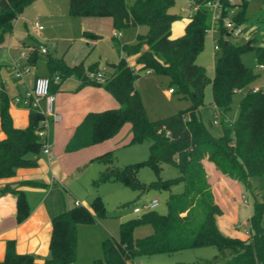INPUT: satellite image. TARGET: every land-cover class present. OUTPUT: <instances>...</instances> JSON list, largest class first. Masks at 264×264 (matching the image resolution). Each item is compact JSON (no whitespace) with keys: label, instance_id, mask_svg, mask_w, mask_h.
I'll return each mask as SVG.
<instances>
[{"label":"trees","instance_id":"obj_1","mask_svg":"<svg viewBox=\"0 0 264 264\" xmlns=\"http://www.w3.org/2000/svg\"><path fill=\"white\" fill-rule=\"evenodd\" d=\"M33 1L0 0V43L4 32L12 30L13 20ZM205 1L195 0L201 5L191 14L185 31L180 36L171 37V23L179 14L169 12L168 8L175 0H134L131 4L126 0H68L70 14L110 16L116 30L141 23L148 26L147 32L138 34L135 41L121 43L124 54L117 61L110 62V70L102 69L105 76L102 82L88 76V72L101 69L97 62L87 67L82 62L68 64L62 56L48 50L44 52L50 90L57 89L62 79L73 76L79 80V85H102L119 103L117 107L87 111L66 142L65 150L73 151L112 137L126 122L131 124L130 142L150 140L147 157L139 161L116 165L112 150L94 157L105 166L91 183L98 186L107 180L117 179L139 192L149 189L168 191L166 212L154 208L122 220L119 238L105 237L101 241L102 256L94 258L93 264H126L129 259L142 255L171 254L184 248L206 245L217 248L212 257L172 264H264V192L258 196L251 181L254 176L264 175V89H247L239 100L235 120L224 122L233 94L259 74L242 61L241 54L253 48L257 62L264 64V43H257L255 37L249 42L232 41L220 20L216 29L219 49L215 52L214 74L210 77L206 68L196 62L210 24V11L202 5ZM221 1L226 6L223 15H227L228 0ZM247 2L240 0L239 10L232 18L235 25H242V31L250 29L253 33L259 20L248 22L249 18L245 15ZM84 34L97 36V33L87 30ZM39 44L35 43L34 48L29 50L27 61L33 62L38 53H42ZM129 54H137L138 67L128 63L126 55ZM141 71L167 75L168 87L187 97L189 105L150 119L135 85ZM56 77L58 81L54 80ZM208 84L211 86V103L221 117L222 132L219 135L211 133L200 115V107L205 104L204 89ZM8 105L9 100L2 92L0 119L5 137L0 140V177L14 175L18 167L36 165L43 143L36 131L45 127L46 119L43 112L29 103L26 105L29 108V124L17 127L12 123ZM205 156L252 194L247 237L230 236L219 230L216 216L222 213V209L206 179L202 163ZM145 165L154 172V178L149 181L138 178L139 168ZM165 165L174 166L175 173L163 177ZM24 183L40 182L27 180ZM176 186L177 189H174ZM7 191L17 195L16 216L22 220L29 212L24 192L6 185L0 189V194ZM105 211L101 197L96 195L88 207L75 204L54 214L50 255L42 264H74L77 223L92 222L95 216L105 215ZM144 223L151 224L152 232L135 237V227ZM29 260L31 255L16 253L8 242L5 258L0 260V264H18Z\"/></svg>","mask_w":264,"mask_h":264},{"label":"crops","instance_id":"obj_2","mask_svg":"<svg viewBox=\"0 0 264 264\" xmlns=\"http://www.w3.org/2000/svg\"><path fill=\"white\" fill-rule=\"evenodd\" d=\"M35 1L36 0L33 2ZM193 12H188L189 14L184 15L176 22L175 20L172 21L170 26L171 37H177L183 34L186 24L190 20V16ZM82 18H84L82 19V27H85L84 30H97V27L89 26V24L86 23H96L100 22L101 20L112 25V18L110 16H92L93 19H86L88 17L84 15ZM83 20H85V23ZM43 30L44 27L40 30V35H42ZM123 30H126L122 36L123 40H125V42H133L136 40L138 34H144L147 32L148 26L144 23H141L128 26ZM116 31L119 33L115 34L114 32ZM120 34V30L114 29L112 25L111 36L114 39V46H117L115 49L117 51L118 58L124 54V52L121 50V43L118 40ZM212 35H216L215 30L212 31ZM212 35L209 34L211 44ZM88 37L89 36L86 35L84 36L85 39ZM38 42V40L33 39L29 44ZM85 42L88 43V39L85 40ZM48 51L50 52L49 47ZM201 51L196 56V62L206 68L207 64L201 59H197V57L200 56ZM40 55L41 53L39 52L37 58L33 62L27 61L26 57H24L22 62V64L27 63L29 67V69L24 74L23 81L24 87L27 88V90H25L26 92L32 88L36 76L48 75L46 58H44V68L41 72H39L37 61ZM58 56H62L68 64H76L79 62L84 64L85 56L82 55L79 57L68 58L63 53ZM136 56L137 54H129L126 55V59L129 64L138 67V64L136 63ZM113 61L117 60H112L111 62ZM214 62L215 52L213 51V59L211 63L208 64L210 65V70L208 72L210 77H212L214 74ZM107 63L110 62L107 61ZM84 66L86 65L84 64ZM102 69L110 70L111 66L109 68L103 67ZM163 76L167 75H160L150 71H141L136 77L135 85L141 94L142 101L149 118L155 117L151 114L157 115L158 111L160 110H162L161 113H173L176 112V109H181L180 104H175L168 108V110H164L167 108L165 107L164 103L160 101L159 94L161 83L163 82L162 80L164 78ZM17 79L18 78H15V80ZM58 80L59 79L56 81ZM165 80L169 82V77L167 76ZM79 84L80 82L77 78L69 76L59 82L57 89L51 90V92L54 94L53 111L59 114L60 118L58 120H54L52 115H46L44 140L50 146L49 152L44 153L41 150L36 165L18 167L14 175L0 177V189L6 185L17 187L24 192L29 206L28 214L22 220H18L16 216L17 195L10 191L0 194V260L5 258L8 242H11L12 248L16 253L31 255V260L22 261L18 264H42L44 260L50 255L49 245L52 234V216L66 208L74 206L76 202L79 204H88V201L85 200L86 194H83L81 188L82 186H87V184H90L91 180L96 177L98 172L105 166L103 162L94 159V157L106 151L112 150L117 159L118 155L120 156V154L123 153L121 148H125V146H130L134 143L130 142L131 124L126 122L112 137L73 151L65 150L66 142L72 135L76 125L81 121L82 117L87 111L102 110L109 107H117L119 105L114 96L102 85H95L91 83H86L83 85ZM24 87H22V90ZM11 90V86H7V91L4 89L3 91L0 90V99L1 93L4 92L9 100L8 110L12 119V123L17 127H26L29 124V108L26 105L16 104L12 100L15 95L23 96L24 93H22L21 90H15L14 92H11ZM162 93H164L166 97L170 99L174 91H170V88L168 87L167 89H162ZM205 97L215 109V106L211 103V86L208 88L207 86L205 87L204 100ZM178 98L184 99L186 101L188 100L187 97H182L179 94ZM38 102L41 110L43 111L45 108L44 97L39 98ZM4 137L5 132L1 127L0 119V140ZM126 154L129 156L132 153L126 151ZM129 159L133 160L137 158L130 157ZM202 163L205 168L207 175L206 179L211 187L214 199L222 209V213L216 216V224L219 230L226 235L247 237L248 234L246 232L236 228V226L240 227V222L236 223L238 210L235 201L236 198L239 197V193L244 188L243 184L238 180L228 176L226 173L220 171L214 162L207 156L202 159ZM27 180H35L39 181L40 183H24V181ZM251 181H253V178ZM256 194L259 195V192H256ZM71 197H73V203L70 205L69 202ZM133 216H124L122 220ZM247 224L248 219L243 222V225ZM146 231L147 232L145 233H148L150 232V229H146ZM200 247L202 246L193 248ZM148 259L149 257H146L145 259H143V257H136L131 260L134 264H144L143 261L146 260L147 262ZM176 260L182 261V258H175V261Z\"/></svg>","mask_w":264,"mask_h":264},{"label":"rangeland","instance_id":"obj_3","mask_svg":"<svg viewBox=\"0 0 264 264\" xmlns=\"http://www.w3.org/2000/svg\"><path fill=\"white\" fill-rule=\"evenodd\" d=\"M133 1L134 0H126L128 4H131ZM188 2L195 3V0H175V2L169 7V12L180 15L177 19H175V22L196 9L195 5L188 6ZM239 3L240 0H232V3H229V6L227 7V15H234L239 10ZM245 15L249 18L248 22H252L254 19L257 21L259 20L256 22L258 27L255 28V32L251 33L250 29H246L238 35H231L229 38L235 42H248L252 37H255L254 41L257 43H264V0H248L245 8ZM87 17L88 18L86 19H93L92 16ZM82 19H84L82 16L72 15L69 13L68 0H36L25 7L24 10L13 20L12 30L4 32L3 40L0 43V90L4 89L7 91V86H11V92L21 90L22 93H26L25 90H27V88L24 87L23 82L24 74L26 72H23L22 78L15 80V70L11 69V64L16 62L22 64L24 57L21 56V51L24 50L27 53L29 50L33 49L35 43L29 44L33 39H36L41 43L48 42L47 46L53 54L60 55L64 53L68 58L79 57L82 55L85 56L84 64L86 66L89 63L96 61L98 62L99 68H109L111 65L110 63H107V61L111 62L112 60H117L118 58L117 51L115 49L117 46H114V39L111 36L112 25L103 20L96 23H86L89 24V26L98 28L97 30L86 29L87 31L97 33L96 37L91 38L92 36H89L87 38L88 43H86L85 40L87 39H85L86 37L84 38L85 27H82ZM35 21H38L43 25L44 30L42 31V35H40V33L32 26V23ZM83 21L85 23V20ZM125 31L123 29L120 30L121 34L118 37L120 43L125 42L122 37ZM50 42H53L55 46L50 44ZM213 51L209 34H206L204 37L203 49L197 59H201L207 64V74L210 70V65L208 64H210L213 59ZM44 58L45 54L41 53L37 61L39 72H41L44 68ZM241 59L247 66L252 67L259 74L247 86L233 94L230 109L226 113L224 122H226L227 119L235 120L237 117L239 100L247 89H264V66H261L257 62L255 49L250 48L244 51L241 54ZM163 77L159 94L160 101L164 103L167 108L164 110H168V108L175 104H180V108L188 106L190 103L188 98L187 101L179 99L178 93L174 92L171 98L168 99L166 95L162 93V89L168 88V81L165 80L167 76ZM54 80H56V78ZM206 86L207 88L210 87L209 84ZM22 87H24L23 90ZM207 100L208 99L205 97V104L200 107L201 118L211 133L219 135L222 132L221 117H219L218 123H213L215 109ZM178 109H176V111ZM161 112L162 110L158 111L157 115L151 114L155 117L150 119L170 114L168 111H164L168 113ZM149 143V139H143L141 141L134 142L130 146L121 148L123 153L121 152V157L119 155L117 159L115 157L114 163L122 166L128 162L145 159L148 155ZM126 151H129L132 154L128 156ZM130 157L137 159L132 160L129 159ZM175 171L174 166L165 165L162 171V176L168 177L174 174ZM138 178L141 181H149L154 178V172L149 166H142L138 170ZM252 184L253 187H255L254 192H259L258 196H260V194L264 192V175L254 176ZM243 187V190L239 193V197H237L235 201L238 210L236 223L240 222V227L236 226V228L245 232L250 226L249 215L252 208L253 196L248 190H246L244 185ZM174 189H177V186L174 187ZM81 190L83 191V194H86L85 200L88 201V204L82 203L83 205L89 206L92 198L99 195L105 205L106 211L103 216H95L94 221L92 222L77 223L76 264H93L94 258L101 257V241L105 237L119 238V224L122 218L124 216H136L138 214L133 212L134 206L140 205L142 202L150 200L153 197H157L159 202L155 209L159 212H166L167 210L166 199L168 191L163 189H149L144 192H139L137 189H134L117 179H112L107 180L98 186H94L90 182L87 186H82ZM243 196H246V200H244ZM72 203L73 197L70 198L69 204L71 205ZM247 219L248 224L243 225V222ZM146 229H150V232L145 233L147 232ZM152 230L153 228L151 224L144 223L137 225L133 233L135 237H141L151 233ZM216 252L217 248L214 245H207L200 248H184L171 254L158 253L148 256L142 255L138 256V258L143 257V259H145L146 257H149L147 262L146 260L143 261L144 264H172L177 262V260L175 261V258L178 257L182 258V261L184 262H191L199 257H212ZM126 264L134 263L131 259H129Z\"/></svg>","mask_w":264,"mask_h":264},{"label":"built area","instance_id":"obj_4","mask_svg":"<svg viewBox=\"0 0 264 264\" xmlns=\"http://www.w3.org/2000/svg\"><path fill=\"white\" fill-rule=\"evenodd\" d=\"M232 3V0H228V4ZM196 6V9L201 5L200 3H193L188 2V6ZM203 6L207 7L210 11V24L209 27L206 29V34H211L212 31H216L219 25V21H222L223 26L228 30L230 35H238L240 32H242V25H235V22L233 21V18L231 14L223 15L224 7L221 0H206L203 4ZM228 7V6H227ZM195 9V10H196ZM33 28L40 32V30L43 28V25L40 24L38 21H35L32 23ZM115 34H118L119 32H114ZM212 38V48L214 52H216L219 49V45L215 36H211ZM47 43H40L39 44V50L44 53L48 50ZM50 44L54 45L53 42H50ZM21 56L27 57V53L22 50ZM261 66H264V64H260ZM11 69L15 70L14 76L16 78H21L23 76V72H26L29 67L27 63L25 64H19L18 62L11 64ZM88 76L96 81H104V71L102 69H99L98 71H90L88 72ZM58 77H56V80ZM171 91V89H170ZM44 97L45 99V108L42 111L39 105V98ZM13 102L16 104H22L27 105L29 103L32 104L33 107L43 112L45 115H52L54 120H58L60 118V115L55 113L53 111V101H54V94L50 90V79L47 75H39L35 77L34 83L32 88L27 91L23 96L22 95H15L12 98ZM219 115L218 112L215 111L213 123H218L219 121ZM229 123H231L233 120L227 119ZM46 124V119L44 121ZM38 136H40L43 139V143L41 146V150L44 153L49 152V144L44 140L45 137V131L44 128L38 129L36 131ZM244 200H246V196H243ZM158 198L153 197L150 200L142 202L140 205H136L133 207V212L135 213H141L147 210L154 209L158 205ZM76 204H79L76 202ZM247 234L249 233V230L247 229L245 231Z\"/></svg>","mask_w":264,"mask_h":264},{"label":"water","instance_id":"obj_5","mask_svg":"<svg viewBox=\"0 0 264 264\" xmlns=\"http://www.w3.org/2000/svg\"><path fill=\"white\" fill-rule=\"evenodd\" d=\"M227 35H230V33L228 32ZM249 42V41H248Z\"/></svg>","mask_w":264,"mask_h":264}]
</instances>
